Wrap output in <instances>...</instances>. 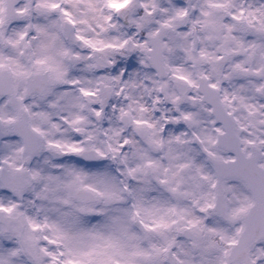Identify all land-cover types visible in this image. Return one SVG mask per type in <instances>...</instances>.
<instances>
[{"label":"clouds","instance_id":"clouds-1","mask_svg":"<svg viewBox=\"0 0 264 264\" xmlns=\"http://www.w3.org/2000/svg\"><path fill=\"white\" fill-rule=\"evenodd\" d=\"M5 264H264V0H0Z\"/></svg>","mask_w":264,"mask_h":264},{"label":"snow or ice","instance_id":"snow-or-ice-1","mask_svg":"<svg viewBox=\"0 0 264 264\" xmlns=\"http://www.w3.org/2000/svg\"><path fill=\"white\" fill-rule=\"evenodd\" d=\"M0 264H5V260L3 258H0ZM67 264H76V262L68 261Z\"/></svg>","mask_w":264,"mask_h":264}]
</instances>
